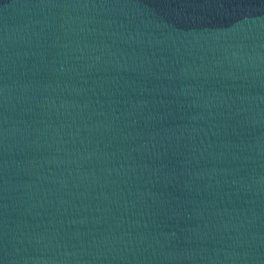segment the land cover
I'll return each mask as SVG.
<instances>
[{"label":"water","instance_id":"95a60500","mask_svg":"<svg viewBox=\"0 0 264 264\" xmlns=\"http://www.w3.org/2000/svg\"><path fill=\"white\" fill-rule=\"evenodd\" d=\"M0 264H264V0H0Z\"/></svg>","mask_w":264,"mask_h":264}]
</instances>
